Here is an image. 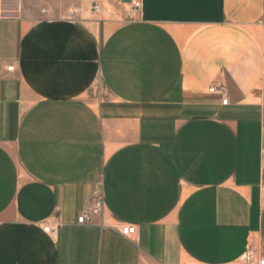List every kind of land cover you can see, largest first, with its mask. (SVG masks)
<instances>
[{
	"label": "crops",
	"instance_id": "obj_1",
	"mask_svg": "<svg viewBox=\"0 0 264 264\" xmlns=\"http://www.w3.org/2000/svg\"><path fill=\"white\" fill-rule=\"evenodd\" d=\"M89 1L0 0V264L264 258V0Z\"/></svg>",
	"mask_w": 264,
	"mask_h": 264
},
{
	"label": "built area",
	"instance_id": "obj_2",
	"mask_svg": "<svg viewBox=\"0 0 264 264\" xmlns=\"http://www.w3.org/2000/svg\"><path fill=\"white\" fill-rule=\"evenodd\" d=\"M140 9V3L135 2L133 4V10L138 11ZM95 12L99 11L98 7L94 8ZM12 67H8V71H12ZM220 91L222 92V103L227 104V99H226V92L224 88H220ZM103 208V201L100 196H97L93 200V204L84 210L77 218V224L78 225H85V224H90L93 221V218L95 216H98L101 214ZM60 228V224L56 223L53 225H48V224H43L41 229L45 234H48L50 236L55 235L56 231ZM117 232L119 233L120 236L126 239H131L135 237L137 230L134 226L130 225H122L118 228ZM241 263L243 264H264V258H261L257 251L254 249L252 246L245 255L242 256Z\"/></svg>",
	"mask_w": 264,
	"mask_h": 264
},
{
	"label": "rangeland",
	"instance_id": "obj_3",
	"mask_svg": "<svg viewBox=\"0 0 264 264\" xmlns=\"http://www.w3.org/2000/svg\"><path fill=\"white\" fill-rule=\"evenodd\" d=\"M43 1V4H39V5H46V1H48V3H54L57 4V6L59 7H67L68 9L71 11H75L76 9H78L80 6H82V4L87 3L86 1L84 2V0H41ZM84 2V3H83ZM90 3H88L90 10L93 13H97L95 12L94 8L95 7H100L99 10L101 9V7L103 6H107V0H90ZM240 264H243L240 262Z\"/></svg>",
	"mask_w": 264,
	"mask_h": 264
}]
</instances>
